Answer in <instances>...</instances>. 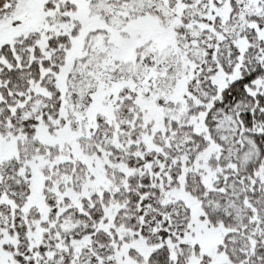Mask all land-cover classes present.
<instances>
[{
    "label": "snow or ice",
    "instance_id": "obj_1",
    "mask_svg": "<svg viewBox=\"0 0 264 264\" xmlns=\"http://www.w3.org/2000/svg\"><path fill=\"white\" fill-rule=\"evenodd\" d=\"M0 264H264V0H0Z\"/></svg>",
    "mask_w": 264,
    "mask_h": 264
}]
</instances>
